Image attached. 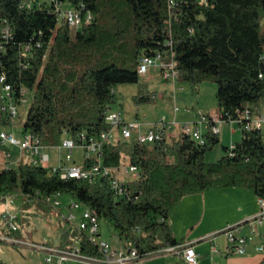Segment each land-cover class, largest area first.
Here are the masks:
<instances>
[{"label": "trees", "instance_id": "trees-1", "mask_svg": "<svg viewBox=\"0 0 264 264\" xmlns=\"http://www.w3.org/2000/svg\"><path fill=\"white\" fill-rule=\"evenodd\" d=\"M28 1H34L31 7ZM58 1L90 11L93 22L72 36L52 0H0V76L16 98L22 88L34 93L23 132L41 146L58 147L67 138L80 145L109 132L106 118L118 103L120 85L139 86L136 104L152 102L154 93L138 71L144 55L161 54L180 81L214 83L218 111L227 121L264 113V0ZM5 27L12 30L9 41L2 35ZM207 128L204 144L164 132L165 139L154 143L120 139L105 145L104 166L118 167L125 157L140 170L141 177L128 184L129 198L114 192L109 177L62 178L61 170L28 161L0 167V195L22 193L46 203L48 197L68 195L107 219L143 258L181 244L168 220L186 196L240 188L264 201L263 130L240 128L242 138L233 150L223 147L225 155L208 163L220 135ZM95 162L87 158L82 167ZM74 239L84 254L101 255L76 228L68 244Z\"/></svg>", "mask_w": 264, "mask_h": 264}, {"label": "built area", "instance_id": "built-area-1", "mask_svg": "<svg viewBox=\"0 0 264 264\" xmlns=\"http://www.w3.org/2000/svg\"><path fill=\"white\" fill-rule=\"evenodd\" d=\"M56 3V11L67 20L70 29L75 33L81 29L82 26L89 25L93 22V14L83 8H65L62 1L52 0ZM34 1L26 2L27 7H31ZM2 35L6 41H9L12 37V30L9 27L2 29ZM73 35V34H72ZM26 51L30 50V45L25 47ZM152 70H159L162 79L168 82L177 80V71L175 70L173 63H163L161 54L156 56L144 55L140 58L139 62V74L142 77H146ZM260 77H264L263 74ZM29 91L26 88H22L20 91V98H16L15 91L11 84L7 83L5 75L0 76V120L5 124H13L15 119L19 116V105L24 101V97ZM179 111V108L175 109V113ZM107 123L111 126L109 132H102L99 138L91 139L88 143H80L78 145L74 140L67 138L63 140L58 150L66 151V160L71 161L73 159V152L76 148H81L84 151V158L95 159L96 162L90 169H84L82 166L73 165L70 167L60 166L53 168L54 171L61 170L62 178H76V179H89L95 181L100 176H106L110 178L111 188L114 192L126 198L130 197V190L128 184L136 181L141 177L138 167L131 165L129 162L122 160L118 167L110 168L103 165L105 145H115L119 142L116 138L118 133L123 140L136 139L141 144L154 143L165 139V133L172 132L175 126H178L176 118L172 121H168L167 117L163 115L159 120L151 125H148L146 129L143 128V124L140 122H126L123 119V113L121 111L110 112L106 118ZM225 122L238 125L239 128L250 130L252 128L263 129L264 128V113L259 117L251 116L249 112L243 117L241 114L236 118H229L227 121L224 119L221 113L215 112L213 114H198V121L191 123H183L181 133L191 137L201 144L206 142V139L201 132L199 126L205 124L207 127L212 126L211 130L214 134L221 133V126ZM165 132V133H164ZM81 140L85 142V135L81 136ZM0 142L2 145L10 144L13 147H18L23 154L14 160L10 150H5L4 157L6 162L1 164L3 167L14 166L22 161L31 162L34 165L41 167H51V156L48 153L42 152L43 146L40 145L39 140L35 138L31 133L24 132L23 139H18L14 133L3 130L0 128ZM234 145L231 147L233 150ZM25 154V155H24ZM231 156L235 154L230 152ZM0 166V167H1ZM60 195L48 197L47 201L53 203L55 206H61V202L58 200ZM8 197V196H7ZM7 197L0 195V202ZM262 207H264V201L261 199ZM68 228H76L83 232L91 243L97 246L100 256H92L84 254L80 245L72 246L67 249L52 248L47 242L44 243H31L26 244L27 247L33 250L47 254L46 262L53 264L56 259V264H65L68 262H80L85 264H135L137 261L159 254H173L182 258L186 264H198L199 255L195 250L193 244H179L176 246H169L158 250L155 254L141 257V254L136 248H113L108 242L99 240L100 235V216L97 211L87 207L81 202L71 200L67 206V212L64 215ZM4 219L7 222L10 231L16 232L18 230L16 221L18 216L11 213L9 210L4 214ZM260 223L264 222V209L259 216ZM139 231V229L137 230ZM238 228L232 227L225 230L224 234L229 242V251L243 255L246 252L248 244L247 238L238 235ZM11 243H21L17 239H11L8 237L3 238ZM259 251H264V246H260ZM55 258V259H54Z\"/></svg>", "mask_w": 264, "mask_h": 264}, {"label": "rangeland", "instance_id": "rangeland-1", "mask_svg": "<svg viewBox=\"0 0 264 264\" xmlns=\"http://www.w3.org/2000/svg\"><path fill=\"white\" fill-rule=\"evenodd\" d=\"M40 1L49 3L51 0ZM62 8L70 9L71 7L66 2ZM71 33L73 34L72 36L75 35V32L72 30ZM155 72L153 70L147 77H142L143 82L149 78V81H147L148 91L149 93H154L152 102L136 104L134 99L139 93V86L136 84H124L116 88L119 100L110 111H121L123 119L126 122H140L143 124L144 129L159 120L163 115L167 117L168 121L176 118L177 123L182 126L183 123H194L193 119L197 118L199 113L213 114L218 111L217 87L214 83L205 81L194 85L189 82L180 81L179 79L168 82L163 80L160 74H155ZM150 76L154 77L150 79ZM33 98L34 93L29 91L24 97V101L18 106L19 116L15 119L14 123L0 125V128L14 133L18 139H23L24 122ZM176 108H179L177 113H175ZM180 126L174 127L171 132L173 136L177 137L180 135L179 133L182 129ZM199 128L203 135L208 133L207 125L203 124ZM220 130V142L207 153L206 161L208 163L218 162L225 155L223 147H232L242 138L239 126L233 125L230 122L223 123ZM262 130L264 132V128ZM5 150H10L14 159L23 154L18 147H13L10 144L2 145L0 142V165L3 162ZM42 152L50 154L51 167L53 168L60 166L70 167L73 165L83 166L85 162V158L83 157L84 151L81 148L74 150L71 161L66 160V151H59L57 147H43ZM123 160L124 162H128V159L125 157ZM58 200L64 203L71 200V198L64 194L60 195ZM65 206L61 205L57 207L53 203H46L40 199L30 200L22 193L10 195L1 201L0 261L4 264H48L46 262V255L43 252L30 249L26 244L47 242L52 247H67L71 238V232L69 231L66 219L63 217V212H67V207L65 208ZM7 210L18 216L16 221L18 230L16 232L10 231L4 219V214ZM100 235L99 240L108 242L113 248L119 245L132 247L130 242L120 238L112 224L105 218H100ZM5 237L17 239L22 243L8 242L3 239Z\"/></svg>", "mask_w": 264, "mask_h": 264}, {"label": "crops", "instance_id": "crops-1", "mask_svg": "<svg viewBox=\"0 0 264 264\" xmlns=\"http://www.w3.org/2000/svg\"><path fill=\"white\" fill-rule=\"evenodd\" d=\"M155 71V74L161 75L159 70ZM153 77L150 76V79ZM147 81H149V78L145 82ZM193 120L194 122H196L195 120L198 121V116ZM178 126H180L179 123ZM116 138L120 140L121 136L117 133ZM16 159L18 158L14 160ZM2 161V164L6 162L5 157ZM71 200L61 205H66V208ZM263 209L261 199L251 191L240 188H227L208 191L204 194L186 196L171 213L168 222L174 237L181 244L194 245L199 255L198 264H264V251L261 252L258 250L260 246H264V222L260 223L259 220ZM64 213L66 212H63V217L65 215ZM232 227H237L238 235L248 240L246 252L243 255L228 250L230 244L224 232ZM69 231L71 232L70 228ZM15 237L17 238V236ZM76 245H79L77 239H74L73 245L68 244L65 248L60 246L52 247L49 244L52 248L61 249H67ZM115 248L130 247L119 245ZM44 254L47 258V254ZM68 263L85 264L80 262ZM53 264H56V259ZM135 264L186 263L179 256L159 254L143 258Z\"/></svg>", "mask_w": 264, "mask_h": 264}, {"label": "bare ground", "instance_id": "bare-ground-1", "mask_svg": "<svg viewBox=\"0 0 264 264\" xmlns=\"http://www.w3.org/2000/svg\"><path fill=\"white\" fill-rule=\"evenodd\" d=\"M79 231V230H78Z\"/></svg>", "mask_w": 264, "mask_h": 264}]
</instances>
